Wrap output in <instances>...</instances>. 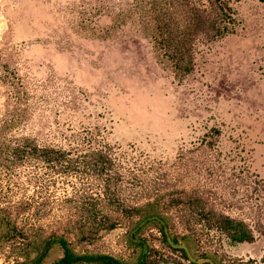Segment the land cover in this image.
Listing matches in <instances>:
<instances>
[{"label":"rangeland","instance_id":"374dc122","mask_svg":"<svg viewBox=\"0 0 264 264\" xmlns=\"http://www.w3.org/2000/svg\"><path fill=\"white\" fill-rule=\"evenodd\" d=\"M20 136L54 153L0 157V264L53 236L138 264L147 214L194 258L264 264V0H0V144ZM213 214L253 241L232 244ZM134 238L145 264H189L156 221Z\"/></svg>","mask_w":264,"mask_h":264},{"label":"trees","instance_id":"16d2710c","mask_svg":"<svg viewBox=\"0 0 264 264\" xmlns=\"http://www.w3.org/2000/svg\"><path fill=\"white\" fill-rule=\"evenodd\" d=\"M208 22H206L205 20L197 19L194 17L193 29L195 31H198V30H200L206 26H212L213 27L211 22L210 23H208ZM193 29H191V30H193ZM151 34L155 39L157 38L158 34H157L156 30H154ZM174 48H175V45H174ZM174 48H173V51L171 52L172 55L175 52L173 55L174 56V63L178 67L184 66V67H186V70H188L189 66H190V61H189L188 56L186 55V53H183L181 49L178 48L175 51ZM177 71L181 72L182 70L178 69ZM19 122H20L19 119L15 120L14 122H9V124H6L2 127V129H1L2 132L6 133L8 129H12L14 126H17ZM13 142H15V143L10 144L8 142L7 143L2 142L0 144V157L7 163H16V162L24 160L25 158H30V159L33 158L39 162L40 161L41 162H50L52 160L51 155H49V154L54 153V151H52L50 149H46V148H40L38 146V144L35 142L34 138H32L30 136H20L19 138L14 139ZM96 160L97 161L94 162L96 169L99 172L101 171V173L106 170V166L111 165L110 161L107 158H101V159H96ZM111 188L112 187L108 186V190L111 191ZM108 204L114 210L122 211L128 215H134V213L137 214L138 211H147V209H152L155 205H157V200H155L154 202H148L147 204H145L146 207L142 208V210H141L142 206L137 207V208H133V209H131L130 207L127 208L123 205L122 201H120L118 199H111V201H109ZM153 216L160 219V221H162L167 228V226H168L167 222L165 221V219H163L160 216L147 214L145 219L153 217ZM213 216H214V222L213 223H215L217 225V227L219 229H221L228 236V238L232 242V244H239V243H244V242L250 243L253 241V237H252L249 229L242 222L235 221V220H233L229 217H225V216H218V215H214V214H213ZM205 217L207 219L209 218V216H205ZM145 219H143V220H145ZM143 220H141L139 223H141ZM148 221L150 222L151 220H148ZM148 221L146 222V224L148 223ZM153 221H156V220H153ZM138 224H136V227L138 226ZM146 224H144V226ZM157 224L160 226V231L163 235L164 242L170 247V245L168 244V242L166 240L165 234L163 232V226H161V224L159 222H157ZM140 230H141V228L139 229V231ZM167 230H168V228H167ZM136 233H138V231H136L134 236L131 238L132 242L134 239H136V238H134ZM168 234H169V232H168ZM169 236H170V234H169ZM170 238L175 244L180 243V241L172 238L171 236H170ZM53 248H56L60 251L61 257L54 260L52 262V264H114L110 260L91 258V257H96V256H102V255L92 256V255H77V254H75L72 251V249L70 248L67 240L64 239L63 237H60V236H53V237H50L48 239H45L42 242L40 249L37 251L36 255L33 258L29 259L28 256L21 257L23 260L21 262L17 261L15 264H44L46 258L48 257V254L50 253V251ZM179 252L183 255V257L185 259H187V256H186L184 251L179 250ZM201 258H204V257H201ZM139 263H140V259L138 261V264Z\"/></svg>","mask_w":264,"mask_h":264},{"label":"water","instance_id":"95a60500","mask_svg":"<svg viewBox=\"0 0 264 264\" xmlns=\"http://www.w3.org/2000/svg\"><path fill=\"white\" fill-rule=\"evenodd\" d=\"M148 220H158L160 221V219H158L157 217L153 216V217H150V218H147L145 220H143L141 223L138 224V226L131 232V235H133L136 231H138L141 227L144 226V224H146V222ZM162 226H163V232L165 234V237H166V240L168 242V244L170 245L171 248H174V249H181L185 252L188 260L192 263H195V264H214V262L209 259V258H203V259H200V260H195V258L191 255V253L189 252L188 248L183 245V244H175L169 234H168V230L166 228V226L164 225V223L162 221H160ZM135 243H139L141 242L142 243V252H141V263L140 264H145V257H146V254L148 252V246L145 242L143 241H140V240H133ZM91 258H95V259H103V260H110L111 262H113L114 264H121L119 263L116 259L108 256V255H102V256H96V257H91Z\"/></svg>","mask_w":264,"mask_h":264},{"label":"flooded vegetation","instance_id":"af4514ba","mask_svg":"<svg viewBox=\"0 0 264 264\" xmlns=\"http://www.w3.org/2000/svg\"><path fill=\"white\" fill-rule=\"evenodd\" d=\"M157 222H159L160 224H161V222L160 221H158V220H156ZM161 226H162V224H161ZM135 234V233H134ZM134 234L133 235H130V238H132L133 236H134ZM134 240H139V239H134ZM140 241H142V240H140ZM135 244H137V245H139L140 247H141V252H142V243L141 242H139V243H135ZM178 244H180V243H178ZM176 250H181V249H176ZM183 251V250H182ZM148 253V252H147ZM192 255V254H191ZM140 256H141V254H140ZM139 256V259H140V263H141V257ZM204 258H208V257H204ZM200 259H203V258H195V260H200ZM210 259V258H209ZM189 264H195V263H192V262H190L189 260H188V258L187 259H185ZM212 260V259H211ZM213 261V260H212ZM145 262H146V257H145ZM214 262V261H213ZM119 263H121V262H119ZM139 263V264H140ZM121 264H124V263H121ZM207 264V263H206ZM214 264H216L215 262H214Z\"/></svg>","mask_w":264,"mask_h":264}]
</instances>
